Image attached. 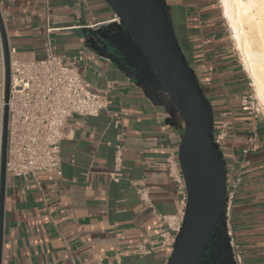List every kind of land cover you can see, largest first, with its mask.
I'll use <instances>...</instances> for the list:
<instances>
[{
	"label": "crops",
	"instance_id": "crops-1",
	"mask_svg": "<svg viewBox=\"0 0 264 264\" xmlns=\"http://www.w3.org/2000/svg\"><path fill=\"white\" fill-rule=\"evenodd\" d=\"M165 2L212 104L215 125L224 113L231 114L225 116L232 122L227 167H237L232 157L257 130L259 142L248 156L232 228L241 264H264V117L241 108L242 97L251 92L250 77L220 0ZM115 17L107 0H0L9 49L22 59H40L52 28L56 52L75 62L85 83L109 100L98 115L69 120L60 172L7 175L2 264H167L174 234L164 244L168 229L162 216L184 209L167 157L171 152L178 157L184 123ZM117 145L124 146L123 176L113 181ZM143 187L156 210L142 200L138 189ZM139 246L150 253H139Z\"/></svg>",
	"mask_w": 264,
	"mask_h": 264
},
{
	"label": "water",
	"instance_id": "water-1",
	"mask_svg": "<svg viewBox=\"0 0 264 264\" xmlns=\"http://www.w3.org/2000/svg\"><path fill=\"white\" fill-rule=\"evenodd\" d=\"M120 25L161 81L178 110L184 132L178 151L187 202L167 264H236L228 236L227 165L214 139V111L177 38L165 0H107ZM5 101L10 91V49L2 20ZM91 29V28H90ZM8 106H5L0 172V264L4 228Z\"/></svg>",
	"mask_w": 264,
	"mask_h": 264
},
{
	"label": "built area",
	"instance_id": "built-area-1",
	"mask_svg": "<svg viewBox=\"0 0 264 264\" xmlns=\"http://www.w3.org/2000/svg\"><path fill=\"white\" fill-rule=\"evenodd\" d=\"M114 20L119 21L116 17ZM93 26V25H92ZM52 28L47 29L45 38V53L40 59H22L17 50L10 48V91L9 100L5 101L6 74L3 38L0 30V171L1 149L3 137V121L5 106H8V138H7V175L28 177L36 176L40 171L55 170L60 172V148L65 137L66 127L74 115L94 116L107 110L109 100L106 93L90 88L75 62L69 61L64 55L56 52V47L50 37ZM242 111L260 115L255 107L252 93L241 99ZM224 113L214 129V139L223 155L227 152V139L230 136L231 121ZM264 116V115H263ZM259 142L257 130L254 128L249 144L241 153L235 154L232 159L236 168L227 167V203L226 223L228 236L236 264L243 260L242 250L234 237L232 228V214L235 201L241 189L245 168L249 165V153L257 148ZM124 146L117 145L114 168L110 172L113 181L122 178ZM225 156V155H224ZM170 177L179 186L181 203L184 209L175 215H163L167 231L162 236L164 244L171 234L180 230L185 205L187 189L178 157L171 152L167 157ZM142 200L154 210L150 199L149 188H139ZM174 242V238H173ZM139 253L148 254L149 249L139 246Z\"/></svg>",
	"mask_w": 264,
	"mask_h": 264
},
{
	"label": "bare ground",
	"instance_id": "bare-ground-1",
	"mask_svg": "<svg viewBox=\"0 0 264 264\" xmlns=\"http://www.w3.org/2000/svg\"><path fill=\"white\" fill-rule=\"evenodd\" d=\"M241 61L264 103V0H220Z\"/></svg>",
	"mask_w": 264,
	"mask_h": 264
},
{
	"label": "rangeland",
	"instance_id": "rangeland-1",
	"mask_svg": "<svg viewBox=\"0 0 264 264\" xmlns=\"http://www.w3.org/2000/svg\"><path fill=\"white\" fill-rule=\"evenodd\" d=\"M226 23H227V20H226ZM227 25H228V23H227ZM228 28H229L230 34L232 35V31H231L229 25H228ZM234 44H235V41H234ZM235 48H236V51H237L238 56H239L240 59H241V55H240L241 52H240V50L237 48L236 44H235ZM250 82L252 83L251 78H250ZM250 93H252L253 96H254V99H255V107H257V108L259 109L260 116L264 117V116H263V115H264V103H263V101L261 100V98L258 96V92H257V90L253 87V85H251V92H250ZM225 159H226V157H225Z\"/></svg>",
	"mask_w": 264,
	"mask_h": 264
},
{
	"label": "flooded vegetation",
	"instance_id": "flooded-vegetation-1",
	"mask_svg": "<svg viewBox=\"0 0 264 264\" xmlns=\"http://www.w3.org/2000/svg\"><path fill=\"white\" fill-rule=\"evenodd\" d=\"M204 260L208 261V257L204 258Z\"/></svg>",
	"mask_w": 264,
	"mask_h": 264
}]
</instances>
